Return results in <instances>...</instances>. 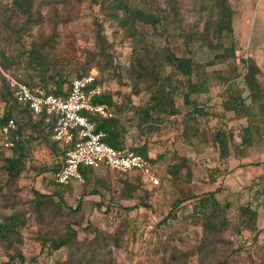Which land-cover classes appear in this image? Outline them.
<instances>
[{
	"label": "rangeland",
	"instance_id": "374dc122",
	"mask_svg": "<svg viewBox=\"0 0 264 264\" xmlns=\"http://www.w3.org/2000/svg\"><path fill=\"white\" fill-rule=\"evenodd\" d=\"M12 1L0 0V51L5 59L13 62L12 57L27 51L39 35L43 38L54 36L49 43L52 46L49 57L56 55L53 61L56 69L62 68L65 74L70 71L67 77L70 81L74 78L72 71L85 65L90 61V55L99 50L94 38L97 22L101 24L107 43H112V65L118 63L124 67L127 64L130 39L123 36L90 0H32V7L40 16L33 23L25 20ZM138 1L127 0L132 7L138 6ZM221 1L230 13L234 59L214 58L227 47L226 43L219 47L216 43H222V39L216 41L213 38V32L218 28L216 13ZM154 6L168 9L162 28L157 30L161 34L153 36L149 26L138 27L139 31L148 41L152 40L156 49L169 46L175 56L190 57L194 63L190 80L199 83L204 79L206 92L190 94L188 100L192 103L189 104L180 97L174 99L177 115L164 117L150 129L142 128L147 134L139 132L135 136L137 129L135 121L131 120L133 116L131 113L122 115L121 123L129 133L126 144L132 148L145 145L150 159L164 155L153 165L160 176L157 177L158 185L151 188L144 183L138 184L139 176L119 177L104 170L91 171L88 180L74 188L73 195L62 197L66 208L76 209L75 214L65 210L61 217L64 224L75 223L71 226L76 232L74 244L51 252L41 248L37 243L42 237L40 233L47 229L59 232L61 229L55 227L59 220L45 227L33 219L30 223L25 221L19 232L29 245L16 246L18 252H22V264H264V0H155ZM188 34L194 36L190 41L186 38ZM208 41L212 46L202 44ZM238 59H251L259 70L254 80L259 86L257 98L248 117L240 118L222 108L227 87L231 94H238L242 99L249 93L241 79L244 66L237 62ZM18 61L14 67L0 66V71L24 81L31 78L36 83L34 72L23 70L24 63ZM122 67L114 66L98 74L100 91L113 94L116 103L124 102L128 97L135 107L143 106L147 93L133 96L131 83L124 70L121 71ZM91 70L96 71L94 67ZM160 70L164 75L171 74L168 67ZM177 78L182 79L183 86L184 79ZM177 93L176 90L174 96ZM197 105L203 107L204 112L194 114L185 122ZM2 108L0 100L1 112ZM185 123L190 130L184 136ZM244 127L250 129L246 149L240 144L241 128ZM216 130L231 135V140L227 139L230 154L234 151L233 144L244 146L238 151L243 158L221 159L219 148L212 143ZM24 132L28 134V128H24ZM184 138L190 143H185ZM3 154L5 158L9 152L3 150ZM36 158L44 163L50 160L42 152H38ZM34 162L37 161L34 159ZM168 163L182 165L178 174L171 178L164 174ZM27 173V177L23 174L19 181H12L0 171V195L15 187L20 189L17 193L19 205L12 208L16 215L25 214L30 189L48 196L56 192L51 184L52 175L46 174L42 180L41 176L32 173V178ZM91 191L97 194L92 195ZM210 191L220 203L228 204L225 216L232 223L237 222V208L247 205L255 213V228L252 231L240 229L235 233L236 223L234 228L224 232V241L218 248L207 256L194 257L191 252L197 247L201 227L194 224L191 214L193 200L177 202ZM128 193L131 197L124 198L123 195ZM5 205L0 201V218L3 214L14 213L4 209ZM23 217L26 219L25 215ZM215 242L211 246L219 244ZM12 253L0 245V264H13L8 260ZM170 254L173 261H170Z\"/></svg>",
	"mask_w": 264,
	"mask_h": 264
},
{
	"label": "trees",
	"instance_id": "16d2710c",
	"mask_svg": "<svg viewBox=\"0 0 264 264\" xmlns=\"http://www.w3.org/2000/svg\"><path fill=\"white\" fill-rule=\"evenodd\" d=\"M90 1L99 7V11L103 12L104 15L111 20L110 22L113 23V25L119 28L123 36L125 35L130 39L131 50L128 57L125 59L127 64L124 67L120 66L118 63L117 65H112L114 59L112 43H107L104 34H102L101 24L95 22L96 29L94 38L99 44V50L97 53H92L90 55V61H87L85 65H81L79 69L73 70L71 75H73L74 78L83 77L94 67L97 75L93 85L99 87L100 81L97 78L98 74L101 75L114 66L116 68L122 67L121 71L124 70L125 77L129 79L131 83L130 90L133 92V96H137L142 92H146L148 95L146 103L139 107H135L131 104L128 97L124 102L116 103L113 99V94L104 91H101L100 95L93 98V103L105 106L110 116L103 118L99 115H91L87 116L88 120L94 124L95 131L103 133L104 138L102 141L113 149L118 150L126 143L125 139L129 134L121 123L122 115L131 113V116H133L131 120L136 123L135 126L137 131L135 136H138L139 132H144L142 128L150 129L156 125V123L161 122L164 117L176 116L173 100L177 97L182 98L186 104H189L191 102L188 100L190 94L206 92V81L202 79L199 83H192L190 78L194 70V63L190 57L175 56L171 52L169 46L156 49L153 42H151L152 40L148 41L146 36L139 31L138 27L149 26L153 29V36H159L161 34L160 30H157L158 28H162V20L166 17L168 9L165 10L155 7V0H139V5L136 7L129 6L127 0ZM12 4L16 6L18 12L25 17L26 21L33 23L40 17L39 12L32 7V0H13ZM223 4L224 2L221 1L220 8L216 13L218 28L213 32V38L216 41L222 39V43H216L219 47L222 46L223 43H226L227 47H224L222 52L219 55H215L214 58L227 60L234 59L235 54L232 42L230 41V13L229 9ZM52 17L56 18L54 14H52ZM55 20L58 22V19ZM62 23H64V21H62ZM19 29L22 30L23 28L20 27ZM222 30H224L223 33ZM113 32L114 31H112V33ZM186 38L190 41L194 36L188 34ZM53 39L54 36L43 38L39 35L34 39L27 51L20 52L16 54L15 57H12L13 62L9 59H5L2 51H0V66L4 67L8 65L14 67L15 65L17 66L18 60H21L24 63L23 70L28 69L34 72V75L37 77L36 83L31 81V78H29L28 81H24L10 74L11 76L31 89L39 88L46 94L63 96L64 89L70 82L67 79L70 75V71L65 74L62 68L59 67V69H56V65L53 64L56 55L51 54L52 56L49 57L50 53H52V46H49V43L50 40ZM202 44L204 46H212L211 41L203 42ZM99 58L101 59L98 60ZM237 62L244 66L241 79L249 93L242 99L238 94H231L227 87L225 98L222 101V108L232 112L236 118H240L241 116L248 117L249 109L253 105L254 99L257 98L259 92V86L254 81L255 75L259 70L251 59H238ZM162 67L170 68L171 74H162L160 70ZM1 73L3 72L0 71V100L3 108L2 112L0 111V131L9 120H12L15 124V130L11 131L8 135L12 146L8 149L0 147V160L2 161L0 171L7 175L12 181H19L23 174L24 176L28 174L27 172H29L32 178L34 175L41 176L42 180L46 174H49L52 175L51 184L53 188L56 189V192L52 196L40 194L39 191L30 189V199L25 202L26 209H24L25 214H23L26 219H24L23 215H16L12 210L14 206L19 205L18 200L20 198L17 197V193L20 192V189H16L15 187L8 190L7 193H2L0 195V201L3 206L6 204L3 208L6 210L9 209L10 212H14L3 214L0 218V245L4 246L6 251L13 252L8 255L9 261H12L13 264H22V252H18L16 246L22 245L23 247L29 245L26 241H23L19 232V228L24 225L25 221H29L30 223L31 219H33L35 223L45 227L50 225V222L55 223L59 220V223L55 226L61 229L59 232L47 229V232L40 233L42 235L41 239L39 238L38 241L36 239L33 240L34 242L37 241L41 248H46L51 252L64 247L69 248L74 244L76 232L71 226L75 223H72V225L64 224L61 217L64 215L65 210H67L69 214H75L76 212L74 210L76 209L72 210L66 208L62 197L64 199V197L73 195L74 188L85 183V181L88 180V176L92 174L91 171L94 170L85 167H80L78 169V172L83 178V183L81 184L73 181L66 186H59L53 182V174L60 167V159L64 157V152L67 147L64 148V150H60L58 144L51 141L50 137L53 128L51 120L49 123H45L42 116L38 119H32L26 107H21L13 102L8 83L5 78L1 76ZM172 76L175 79H173ZM177 76L184 79L185 84L183 86H181L182 79H178ZM176 90L178 93L174 96ZM202 108L203 107L198 105L194 106L191 109V113L187 115L185 122L193 118L194 114H201V112H204ZM24 128H28L29 135L24 132ZM189 130L190 129H188L185 123L183 128L184 136ZM241 131L243 135L240 144H244L246 149L249 147L250 129L249 127H244L241 128ZM144 134L147 133L144 132ZM228 138L231 140V135H226L220 130H216V133L214 132L212 137L213 145H216L220 150L219 154L221 159L224 160L230 156H235L237 159L243 158L242 155L238 154V151H240L241 148L243 149L244 146H236L233 144L234 151L231 154L229 153ZM183 141L187 144L190 143L185 138ZM3 150L9 152L8 155H5V158L2 157ZM42 150L51 153L52 158L49 164L34 162V154ZM130 150L139 155L149 165L152 173L160 178L158 172L153 169V165L155 161L163 158V154V156L157 155L154 160L147 156V148L145 145L134 148L130 147ZM181 166V164L177 163H168L164 169V174L170 178L174 177L178 174V170ZM115 175L119 177L139 176L137 179V182H139L138 184L144 183L151 187L146 179L137 173ZM132 189L134 190L133 186ZM91 192L90 194L92 195L97 194L96 191ZM123 196L126 199L131 197L129 193ZM55 197L56 201L54 200ZM184 199L186 201L193 200L191 214L194 219V224L200 225L201 227V237L198 239L197 247L194 248L195 251L193 250L194 252H191V256H207L208 253L218 248L220 243L224 241L222 239L224 232L228 231L230 228H234V224L236 223V229H233L235 233H238L240 229L252 231L255 228V213L247 205L237 208V222L232 223L228 221L225 216L229 209L228 204L220 203L215 198L214 192L210 191L198 197L190 196L189 198H183L178 201L177 204L183 202ZM144 207H147V205H144ZM60 223H63V226L59 227L58 225ZM213 241H218L219 244L215 247L211 246V244L214 243ZM169 257L170 261L174 260L171 254Z\"/></svg>",
	"mask_w": 264,
	"mask_h": 264
},
{
	"label": "built area",
	"instance_id": "2783aa9c",
	"mask_svg": "<svg viewBox=\"0 0 264 264\" xmlns=\"http://www.w3.org/2000/svg\"><path fill=\"white\" fill-rule=\"evenodd\" d=\"M8 83L13 102L24 106L30 112L32 119L44 118L45 123H53L51 141L64 150L60 159V167L53 174V182L66 186L70 182L83 183L78 172L80 167L104 170L115 174L137 173L143 176L151 187L158 185L157 177L149 165L130 150L128 144L115 150L105 144L103 133L95 131V126L87 116L99 115L109 117L106 107L93 103V98L100 95V88L93 85L96 71L90 70L87 75L71 79L64 89L63 96L46 94L39 88H29L18 82L10 74L1 73ZM15 130L12 120L0 131V147L8 149L12 146L9 133Z\"/></svg>",
	"mask_w": 264,
	"mask_h": 264
},
{
	"label": "crops",
	"instance_id": "0c3cea01",
	"mask_svg": "<svg viewBox=\"0 0 264 264\" xmlns=\"http://www.w3.org/2000/svg\"><path fill=\"white\" fill-rule=\"evenodd\" d=\"M40 152H42L43 154L45 153V156H48V157L50 158L49 162L51 161V158H52L51 156H52V155H51V153H50L49 151L42 150V151H40ZM36 154H37V153L34 154V159L37 161L36 163H40V162L37 160V158H36ZM56 159H57V158H56ZM49 162H48V163L46 162V163L49 164ZM42 163H44V161H43Z\"/></svg>",
	"mask_w": 264,
	"mask_h": 264
}]
</instances>
